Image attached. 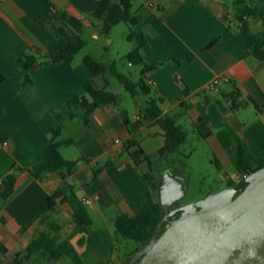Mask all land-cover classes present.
<instances>
[{
  "label": "crops",
  "instance_id": "crops-1",
  "mask_svg": "<svg viewBox=\"0 0 264 264\" xmlns=\"http://www.w3.org/2000/svg\"><path fill=\"white\" fill-rule=\"evenodd\" d=\"M52 1L58 9L80 18L84 29L93 27L94 36H99L100 23L91 16L98 0ZM136 1L139 4L135 6L134 1L133 11L142 15L136 29L143 31L149 42L142 48V54L149 63L165 62L147 74L154 82L153 94L165 99L160 104L163 112L174 116L181 125L179 120L185 119L191 126L202 124L201 132L206 134L203 138L217 159L220 157V168L227 165L231 169V173L224 171L227 186L229 181L239 183L241 175L231 158V138L227 128L219 125L222 122L231 125L255 157L264 154V112L250 100L254 97L264 102V59L252 52L249 35L237 27L233 19L235 7L231 8L226 0H154L152 7L144 0ZM40 16L48 27L38 20ZM126 18L123 7L114 0L107 12V22L112 25L109 35L120 23L127 24ZM58 25V19L42 0H0V191L7 172L34 169L42 162L55 118L67 110L70 96L84 93L85 82L90 79L100 88L106 85L104 76H94L84 63L86 54L77 58L78 53L71 64L64 61L31 68L33 85L19 91L26 75L16 62L19 53L29 48L59 52L76 38L73 34L56 36ZM218 36L221 39L211 45ZM107 43L111 44L109 40ZM136 45L126 46L125 54ZM188 54H192V59L186 58ZM216 76H227L230 81L205 92ZM180 80L188 86V93ZM234 88L240 95L231 99ZM120 95L117 104L99 107L88 125L80 116L62 121L61 138H72L74 143L64 145L61 151L66 158L79 160L78 171L67 179L75 184L76 194L92 217L85 243L78 244L80 234L72 238L86 264L124 263L131 251L122 249L118 253L120 237L115 233L114 220L120 213L134 215L139 211L144 201L142 175L150 172L148 162L143 160L138 166L131 153L141 148L152 154L165 143L161 126L147 124L140 116V105L146 99ZM220 99L225 112L217 103ZM231 100L242 102L243 106L232 110ZM251 106L256 109L254 118L248 121L238 118L236 111ZM131 141L135 145L127 149L125 144ZM24 169L19 171L14 193L0 203V241L8 249L0 255V264H10L18 253L26 250L38 230L46 228L39 223L40 215L48 208L50 192L63 179L60 172L38 179ZM73 214L69 203H57L54 219L61 225L62 238L72 233ZM40 264H73V261L63 255Z\"/></svg>",
  "mask_w": 264,
  "mask_h": 264
},
{
  "label": "trees",
  "instance_id": "trees-1",
  "mask_svg": "<svg viewBox=\"0 0 264 264\" xmlns=\"http://www.w3.org/2000/svg\"><path fill=\"white\" fill-rule=\"evenodd\" d=\"M59 21L58 32L56 36L61 37L67 34L76 35V38L70 40L67 46L59 52H42L39 48H29L17 55V65L26 71V75L19 84V91H25L33 85V80L29 75L31 68L43 66L51 63L67 62L71 64L76 55L87 45V40L83 37L84 23L74 15L60 10L56 7L52 0H42ZM114 0H98L97 7L91 13V16L100 23V33L109 35L112 25L107 22V12ZM123 7L127 16L129 41H136L137 45L132 48L126 55L125 59L132 65L141 66V76L134 79L132 75H128L120 71L115 62L110 64L97 59L92 54H86L83 58L84 63L88 66L94 76L103 75L106 85L102 88L98 87L94 79L85 82V92L72 94L68 101V108L64 113L58 114L55 118L51 130V137L47 143L45 157L38 167L34 169L18 168L7 172L1 180L2 188L0 191V203L8 199L15 191L18 182L19 171L22 169L28 171L32 176L40 179L45 175L53 172H60L63 176L58 188L50 192L47 203L48 208L40 215L39 223L45 224V229H39L36 237L31 240L24 252L18 253L10 264H40L47 261L59 259L63 255L72 258L73 264H86L79 250L72 242L75 235L80 234L78 240L79 245H83L86 236L92 226V217L85 203L78 197L75 191V184L71 183L67 178L75 174L79 169L78 159L66 158L61 148L64 145H71L74 139L61 138L65 118L82 117L86 125L91 121L93 113L101 106L107 104H117L121 100V95L109 88V76L115 77L122 83L125 89L132 97L145 95L146 101L140 105L139 113L142 120L147 124H158L164 130L165 143L155 153L146 154L141 148L131 153V156L139 166L143 160L149 164L150 172L142 175V183L144 187V201L140 205L139 211L130 215L128 213H120L114 220L115 233L119 237L135 240L141 246L149 243L154 235H160L168 226L165 221V211L161 204L160 196L155 197L154 191H160V170H158L157 160L165 158L172 164H176L177 160H173L170 156L180 153L181 146L187 142L189 131L177 119L161 108V103L165 100L153 94L152 85L149 83L147 74L154 69L162 66L165 62L149 63L142 54V48L148 45V39L143 31L137 30L136 26L142 19V15H136L133 11L134 0H116ZM234 21L237 27L245 31L251 40V50L254 54L264 59V27L261 30L253 29V22H260V13L264 11V0H234ZM38 20L46 27L48 23L43 17ZM231 29V25L226 26ZM221 39L218 36L211 45H214ZM192 59V54L186 56ZM184 86L185 93L189 92L188 86L180 80ZM231 99H235L240 95L237 88L231 92ZM174 100L175 98H170ZM255 107L261 111L264 109V102H259L254 97L250 98ZM229 101V99H228ZM223 112L226 111L223 101L217 100ZM185 107L190 105L183 104ZM243 106L242 102L231 100L230 109L235 110ZM126 122L127 114L123 113ZM201 121V120H200ZM220 127L225 126L233 144L231 154L232 162L241 175L240 182L247 184L245 177L253 171L264 166V154L255 157L247 148L242 136L231 126L222 122ZM202 124H198L202 136H206L201 132ZM126 148L129 149L135 145L134 142H127ZM185 157H188L185 155ZM155 161V162H154ZM218 167L220 162L216 158L214 161ZM183 165L186 162L183 161ZM97 174L98 169L95 168ZM157 172V174H156ZM239 182V183H240ZM239 183L229 181L228 185H237ZM243 189V188H241ZM67 202L74 210L72 223L73 230L70 236L62 238L59 235L61 225L54 219V211L58 202ZM131 251L126 254L124 262L131 259L136 253ZM8 251L7 247L0 241V255ZM110 264V262L106 263Z\"/></svg>",
  "mask_w": 264,
  "mask_h": 264
},
{
  "label": "water",
  "instance_id": "water-1",
  "mask_svg": "<svg viewBox=\"0 0 264 264\" xmlns=\"http://www.w3.org/2000/svg\"><path fill=\"white\" fill-rule=\"evenodd\" d=\"M163 175L159 190L168 226L123 264H264V166L246 175V185L176 207L186 182L172 168Z\"/></svg>",
  "mask_w": 264,
  "mask_h": 264
},
{
  "label": "rangeland",
  "instance_id": "rangeland-1",
  "mask_svg": "<svg viewBox=\"0 0 264 264\" xmlns=\"http://www.w3.org/2000/svg\"><path fill=\"white\" fill-rule=\"evenodd\" d=\"M226 2L231 8L234 7V0H226ZM138 4L139 2L135 1V6H138ZM262 22H264V12L261 13V22H254L252 24L253 29L255 31L261 30L264 27ZM94 30L93 27H86L84 29L83 37L87 40V45L79 52L77 58H81L85 54H92L105 63L110 64L115 62L120 71L138 79L141 76V66L132 65L125 59L126 54L124 51H126V46H134L136 44V41H129L127 39L129 32L128 24L120 23L109 36L100 33L98 37H95ZM107 40H109L111 44H108ZM110 80L111 84L109 88L111 90L117 91L119 94H124L129 99L132 98L126 91L124 85L120 83L117 78L110 77ZM139 98L145 100L146 96L141 94ZM236 114L238 118L244 121H248L257 115L256 109L252 106L243 107L236 111ZM179 122L188 129L189 137L188 141L181 147V152L172 155L175 158H179L176 164H172L166 159L163 161L159 159L154 162L155 165L157 164L160 174L172 168L184 177L187 194L181 202L187 203L199 200L209 193L217 192L227 187V178L224 171L226 169L228 173H231V169L227 165H225L223 169L217 166L214 162L217 157L211 149L209 142L201 135L198 126H191L187 119L183 121L179 120ZM66 155H68L67 152ZM185 155L188 157H185ZM218 159H220L219 156ZM183 161L186 162V165H183ZM161 183L162 179L160 178V185ZM154 194L155 197L158 198L160 196V191L155 190ZM117 247L118 253H120L122 249L135 251L139 249L141 245L135 240L120 237Z\"/></svg>",
  "mask_w": 264,
  "mask_h": 264
},
{
  "label": "built area",
  "instance_id": "built-area-1",
  "mask_svg": "<svg viewBox=\"0 0 264 264\" xmlns=\"http://www.w3.org/2000/svg\"><path fill=\"white\" fill-rule=\"evenodd\" d=\"M136 1V0H134ZM147 4V6H155V2L154 0H144ZM230 79L229 77L227 76H216L214 79H212L208 84L207 86L205 87L204 91L205 92H210L212 90H215L218 88V86L221 84V83H224V82H229ZM149 83L153 86L154 82L152 80H149ZM117 142H120L119 139L116 140ZM5 144H7V142H5ZM86 203H90V200H86Z\"/></svg>",
  "mask_w": 264,
  "mask_h": 264
},
{
  "label": "flooded vegetation",
  "instance_id": "flooded-vegetation-1",
  "mask_svg": "<svg viewBox=\"0 0 264 264\" xmlns=\"http://www.w3.org/2000/svg\"><path fill=\"white\" fill-rule=\"evenodd\" d=\"M160 178L162 179V183H163V182H164V179H165L163 173L160 174ZM162 183H161V184H162ZM238 185L243 186L244 183H243V182H240ZM181 204H184V202H181V200H180V201L176 202L172 207H176V206H179V205H181ZM180 213H181V211H178V212H177L174 216H172L171 218H175V217L179 216Z\"/></svg>",
  "mask_w": 264,
  "mask_h": 264
}]
</instances>
